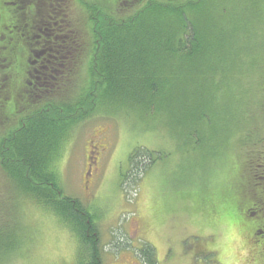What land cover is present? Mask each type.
<instances>
[{
  "label": "rangeland",
  "instance_id": "1",
  "mask_svg": "<svg viewBox=\"0 0 264 264\" xmlns=\"http://www.w3.org/2000/svg\"><path fill=\"white\" fill-rule=\"evenodd\" d=\"M135 5L128 2L122 16L135 14ZM197 5L189 16L203 38V56L191 64L171 57L154 62L152 72L162 74L155 86H163L154 97L139 96L137 76L112 86L93 110L82 106L85 117L52 161L61 195L89 215L101 264H147L139 252L145 244L155 250L157 264H212L218 258L221 264H252L250 241L234 227L233 201L246 208L253 188L249 166L264 154V0ZM68 11L79 29L86 28L80 3L68 4ZM90 63L76 62L63 102L85 93ZM15 77L17 84L24 81L23 74ZM150 102L148 112L141 103ZM136 151L134 169L129 158ZM14 189L0 169V264L90 262L81 226H66ZM263 221L258 215L248 223ZM261 246L255 242L251 249Z\"/></svg>",
  "mask_w": 264,
  "mask_h": 264
},
{
  "label": "trees",
  "instance_id": "2",
  "mask_svg": "<svg viewBox=\"0 0 264 264\" xmlns=\"http://www.w3.org/2000/svg\"><path fill=\"white\" fill-rule=\"evenodd\" d=\"M32 1L35 4L22 0L25 4L20 6L15 0H0V169L12 189L38 202L66 226L70 227L72 222L81 226L82 237L92 251L88 264H101L97 237L89 235L92 226L86 225L89 215L76 200L61 195L55 176L50 172L52 161L75 122L85 117L82 106L88 105L86 111L93 110L96 101L106 98L112 86L127 83L137 76L142 78L141 87L136 89L139 96L154 97L163 89L162 85L155 86L154 79L158 81L162 74L152 72L154 62L159 66L171 57L178 63L191 64L203 56V38L192 27L189 16L198 10L201 0L197 3L192 0H136L135 7L139 10L125 17L120 12L127 9L131 0H53L50 10L57 18L60 10L69 15L68 4L73 8L75 1L84 7L87 15L84 21L88 22L85 26L93 41L88 88L79 98L68 96L71 98L69 104L60 99L65 96L62 93L73 77L67 69L57 79L59 85H55L53 79L45 87H40L37 81L25 79L17 84L15 80L16 74L24 71L20 64V44L26 30L33 25L30 21L34 20L28 13L24 15L25 9L35 5L33 10L40 13L51 4L49 0ZM74 22L70 18L73 28ZM71 38L76 37L72 35L67 43ZM159 54L164 56L156 60ZM15 85L20 87L17 89ZM12 93L18 94L17 100L12 99ZM141 104L148 112L153 106L152 102ZM4 119L12 124L5 127L1 121ZM140 153L136 151L129 158L130 162H135L134 169ZM144 156L150 157V154L144 151ZM261 160L264 164V154ZM249 167L253 169L255 165ZM139 252L145 263L157 264L151 245L145 244Z\"/></svg>",
  "mask_w": 264,
  "mask_h": 264
},
{
  "label": "flooded vegetation",
  "instance_id": "3",
  "mask_svg": "<svg viewBox=\"0 0 264 264\" xmlns=\"http://www.w3.org/2000/svg\"><path fill=\"white\" fill-rule=\"evenodd\" d=\"M30 1L33 2L32 0ZM34 1L36 3L39 2L38 0ZM49 1H51V4L41 10L40 13L33 10L35 5H30V8L27 9H30L29 11L25 9L24 15L26 16L28 13L30 18L32 17L34 20L30 21L33 25H30L29 28V24L26 25L28 30L25 29L26 32L23 37L26 36L20 44L22 45L20 47L22 51V62L20 64L24 68V71H22L24 80L37 81L41 84L40 87H45V84L49 85L48 82H51L52 79L55 81V85H59L56 81L64 74L66 69L69 72V76H72L77 68L75 67L76 62L83 63V61L93 58L88 49L90 45L88 42V39H90L88 29L82 28L81 31L77 24L73 28L72 24H70V17L64 10H60L61 14L57 18L56 13L50 10L52 8L51 5H53V0ZM15 2L20 6H24L25 4L22 0H15ZM72 35H75L76 38H71V42L67 43L69 41L68 38L72 37ZM84 50L85 53H83ZM5 57L8 58L9 54L8 56L6 54ZM61 68L63 69L62 71ZM254 165L255 168L252 169L249 167L248 170L250 183L253 188L247 189V196L250 200L246 208H238L236 197L233 201L236 212L234 227L235 230L240 232L241 237L242 233H244L250 241V245L247 248V254L250 257L249 261L252 264H263L264 221L252 225L248 223L249 220H252L258 215L264 216V164L260 158L255 161ZM89 169L90 165H88L87 172ZM210 241L211 239L205 245H199L196 251L197 256L204 254L203 252L208 248L207 244ZM260 241H262L261 248H257V252L253 251L251 249L252 245ZM255 255H257L259 262L255 259ZM218 261L219 258L216 259V262H212V264H221ZM208 264L211 263L208 262Z\"/></svg>",
  "mask_w": 264,
  "mask_h": 264
}]
</instances>
